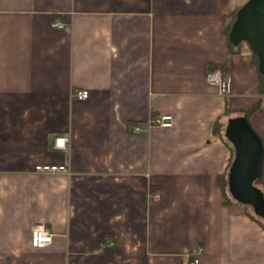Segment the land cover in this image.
Returning a JSON list of instances; mask_svg holds the SVG:
<instances>
[{"label": "crops", "instance_id": "1", "mask_svg": "<svg viewBox=\"0 0 264 264\" xmlns=\"http://www.w3.org/2000/svg\"><path fill=\"white\" fill-rule=\"evenodd\" d=\"M244 1L0 0V264H264V228L217 183L225 100L260 98L248 124L264 172V95L222 33ZM221 66L227 99L204 78ZM165 114L170 127H148ZM35 224L52 234L43 248Z\"/></svg>", "mask_w": 264, "mask_h": 264}, {"label": "water", "instance_id": "2", "mask_svg": "<svg viewBox=\"0 0 264 264\" xmlns=\"http://www.w3.org/2000/svg\"><path fill=\"white\" fill-rule=\"evenodd\" d=\"M232 45L244 42L257 58V71L264 75V0H245L237 9L227 33ZM223 135L233 157L227 170V189L238 203L251 207L264 218V196L253 185L261 175L263 147L244 116L227 119Z\"/></svg>", "mask_w": 264, "mask_h": 264}, {"label": "built area", "instance_id": "3", "mask_svg": "<svg viewBox=\"0 0 264 264\" xmlns=\"http://www.w3.org/2000/svg\"><path fill=\"white\" fill-rule=\"evenodd\" d=\"M52 27H62L61 23L53 22L50 24ZM205 82L208 86L216 89V93L221 96H228L230 90V80L229 78H223L219 69H212L205 72L204 75ZM77 99H85L87 97L86 90H77L73 94ZM155 125L158 127L168 128L171 126V116L168 114L160 115L155 117L149 122L148 127ZM139 127L136 125L133 127V131H139ZM67 137L59 136L54 138L52 143V148L55 150H64L67 146ZM61 141L63 143H61ZM35 172L38 173H55V172H65L63 165H37L34 167ZM152 198H157L156 193L151 195ZM52 234L43 224H35L30 228L29 233V244L32 248H43L51 243ZM186 264H201L197 256L193 255L188 257Z\"/></svg>", "mask_w": 264, "mask_h": 264}, {"label": "trees", "instance_id": "4", "mask_svg": "<svg viewBox=\"0 0 264 264\" xmlns=\"http://www.w3.org/2000/svg\"><path fill=\"white\" fill-rule=\"evenodd\" d=\"M240 5L241 4L233 7L231 10L228 11V13L226 14V16L223 17L222 33H223V35H224V37L226 39L227 46H228L229 52L231 54L238 53L239 50H240V45L241 44H245L244 42H241V43H239L237 45H232L228 41V39H227L228 30L230 28V25H231L233 19H234L235 13H236L237 9L240 7ZM248 50H249L250 55H251V62H252L253 66L256 69L257 92L259 93V95H264V75L260 74L257 71V58H256L255 54L252 53V51H250L249 48H248ZM214 68H216V67H211V69H214ZM217 68L219 69V71H220V73H221V75H222L223 78H226V77L229 78L228 69L226 67H222L221 66V67H217ZM229 80H230V78H229ZM228 97L229 96H224L223 98L224 99H227ZM226 101L227 100L224 101V111H225V114L228 116L227 118L236 117V115L238 114V116L239 115L244 116L246 118L247 122H248L249 116L255 110L258 109L259 104H260V98H256V100L253 101L248 106H245V107H242V108H231V107H228V105H227L228 103ZM234 114H236V115H234ZM224 125H225L224 122H219V123H216L213 126L214 132L218 136H220L222 138H224V135H223V130H224L223 127H224ZM258 137L260 138L259 135H258ZM227 147H228V156H227L226 167L223 170V172L221 174H219V176L217 177V183H218L219 187L221 188L223 195L225 196V200L227 199V200H233L234 201V199L230 197L229 192H228V189H227V170H228V167H229L230 162H231L232 157H233V149H232L231 144L228 141H227ZM253 185L255 187H260L261 189L264 190V172H263V165H262L261 175L256 180H254ZM245 206L247 207V214H248V216L250 218L254 219V220L257 219L259 221V225L261 226V228H264V218L258 217L253 212H250L249 211L250 207L248 205H245Z\"/></svg>", "mask_w": 264, "mask_h": 264}, {"label": "rangeland", "instance_id": "5", "mask_svg": "<svg viewBox=\"0 0 264 264\" xmlns=\"http://www.w3.org/2000/svg\"><path fill=\"white\" fill-rule=\"evenodd\" d=\"M242 46H244L245 47V50H247L248 48L246 47V44H242ZM251 209V208H250ZM250 212H252L251 210H250Z\"/></svg>", "mask_w": 264, "mask_h": 264}, {"label": "snow or ice", "instance_id": "6", "mask_svg": "<svg viewBox=\"0 0 264 264\" xmlns=\"http://www.w3.org/2000/svg\"><path fill=\"white\" fill-rule=\"evenodd\" d=\"M61 143H63V142L61 141Z\"/></svg>", "mask_w": 264, "mask_h": 264}]
</instances>
